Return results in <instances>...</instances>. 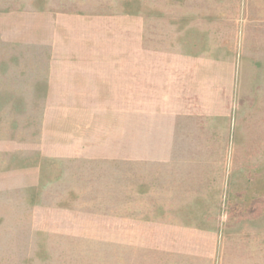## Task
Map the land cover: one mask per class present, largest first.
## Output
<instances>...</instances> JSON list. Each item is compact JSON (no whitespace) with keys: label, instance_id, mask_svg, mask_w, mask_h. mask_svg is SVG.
I'll list each match as a JSON object with an SVG mask.
<instances>
[{"label":"rangeland","instance_id":"374dc122","mask_svg":"<svg viewBox=\"0 0 264 264\" xmlns=\"http://www.w3.org/2000/svg\"><path fill=\"white\" fill-rule=\"evenodd\" d=\"M0 264H264V0H0Z\"/></svg>","mask_w":264,"mask_h":264}]
</instances>
